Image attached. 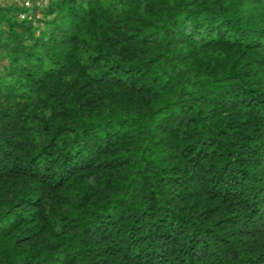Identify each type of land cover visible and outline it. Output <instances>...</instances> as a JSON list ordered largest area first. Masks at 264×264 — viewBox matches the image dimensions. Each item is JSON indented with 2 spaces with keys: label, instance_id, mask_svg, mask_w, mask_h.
<instances>
[{
  "label": "trees",
  "instance_id": "obj_1",
  "mask_svg": "<svg viewBox=\"0 0 264 264\" xmlns=\"http://www.w3.org/2000/svg\"><path fill=\"white\" fill-rule=\"evenodd\" d=\"M10 1L0 264H264V0Z\"/></svg>",
  "mask_w": 264,
  "mask_h": 264
},
{
  "label": "built area",
  "instance_id": "obj_2",
  "mask_svg": "<svg viewBox=\"0 0 264 264\" xmlns=\"http://www.w3.org/2000/svg\"><path fill=\"white\" fill-rule=\"evenodd\" d=\"M4 1L6 0H0V5H2ZM14 1L19 3L20 8H23L28 11L34 10L35 4L33 0H14ZM37 6H40V4H38Z\"/></svg>",
  "mask_w": 264,
  "mask_h": 264
},
{
  "label": "rangeland",
  "instance_id": "obj_3",
  "mask_svg": "<svg viewBox=\"0 0 264 264\" xmlns=\"http://www.w3.org/2000/svg\"><path fill=\"white\" fill-rule=\"evenodd\" d=\"M6 1H9V2H8V4H10V3H11V1H10V0H6ZM10 5H12V4H10Z\"/></svg>",
  "mask_w": 264,
  "mask_h": 264
}]
</instances>
